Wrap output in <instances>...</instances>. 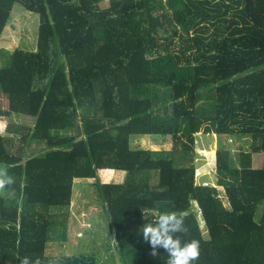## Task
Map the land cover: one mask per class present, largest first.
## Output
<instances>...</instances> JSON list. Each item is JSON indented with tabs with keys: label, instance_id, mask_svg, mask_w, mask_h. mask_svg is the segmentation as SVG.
Segmentation results:
<instances>
[{
	"label": "trees",
	"instance_id": "1",
	"mask_svg": "<svg viewBox=\"0 0 264 264\" xmlns=\"http://www.w3.org/2000/svg\"><path fill=\"white\" fill-rule=\"evenodd\" d=\"M14 4L39 24L36 49H15L0 66V117L32 120L0 135V165L15 178L0 196V264L53 256L79 179L93 180L122 264H166L139 231L142 210L151 220L187 213L182 239L200 242L193 264H264V0H0V38ZM135 135L170 137V147L133 149ZM198 135L220 140L217 187L195 179ZM242 137L247 150L232 151ZM99 170L124 178L101 183Z\"/></svg>",
	"mask_w": 264,
	"mask_h": 264
},
{
	"label": "rangeland",
	"instance_id": "2",
	"mask_svg": "<svg viewBox=\"0 0 264 264\" xmlns=\"http://www.w3.org/2000/svg\"><path fill=\"white\" fill-rule=\"evenodd\" d=\"M107 6L108 0H100V7L104 8ZM8 22L0 42V66L4 64L6 56L11 54L15 49L19 48L27 51H34L36 49L39 24L37 14L26 11L20 4H14ZM5 107L6 98L0 94V110L3 111ZM9 123L31 126L32 120L22 117L0 118V135L10 136L5 132V127ZM169 138L155 135H135L130 138V146L133 149L167 150L170 147ZM219 145L220 140L217 137L198 135L194 146L195 158L197 160L194 158V162L197 165L199 174L214 176L216 168L213 154ZM248 146L249 139L247 137L229 141V148L235 152L247 150ZM39 153H41V150L37 148L27 149V154L30 156ZM205 157L210 160L209 163L206 159H202ZM260 160L261 155L259 153L251 155V164L253 167H258ZM76 181L73 184V197L70 208L68 209L71 219L76 224L74 225L72 223L70 225L68 240L66 242L51 243L48 245L47 254L53 256L79 253L92 254L97 257L100 264H122L117 253L109 217L103 211V205L101 204L98 193L95 187L92 186L93 180L79 179ZM101 181L107 182L109 180ZM110 181L113 182L116 180L113 178ZM218 189L220 195L223 196V189L219 186ZM3 194H0V196ZM257 214H259V211H257ZM194 215L197 217L199 225L204 232L205 226L200 213L195 210Z\"/></svg>",
	"mask_w": 264,
	"mask_h": 264
},
{
	"label": "clouds",
	"instance_id": "3",
	"mask_svg": "<svg viewBox=\"0 0 264 264\" xmlns=\"http://www.w3.org/2000/svg\"><path fill=\"white\" fill-rule=\"evenodd\" d=\"M15 178L9 172L8 165H0V194L14 190ZM147 220L139 231L145 242L151 246V255L158 256V248H163L167 253L166 264H193L200 257V242L197 239L183 240L182 235H187L189 228L186 224L187 213L184 211H164L155 220ZM19 264H61L59 256L17 257Z\"/></svg>",
	"mask_w": 264,
	"mask_h": 264
},
{
	"label": "crops",
	"instance_id": "4",
	"mask_svg": "<svg viewBox=\"0 0 264 264\" xmlns=\"http://www.w3.org/2000/svg\"><path fill=\"white\" fill-rule=\"evenodd\" d=\"M10 15H11V13H10ZM9 23V22H8ZM8 25V24H7ZM7 27V26H6ZM5 27V28H6ZM5 28H4V30H3V32L5 31ZM3 32H2V35H3ZM2 35H1V38H0V42H1V39H2ZM0 94H2L1 93V91H0ZM3 95V94H2ZM5 108H3V110H4ZM0 118H2V117H0ZM6 128V127H5ZM212 136H214V138L216 137L215 135H212ZM256 154H258V153H256ZM252 155V154H251ZM261 155V154H260ZM213 158L215 159V153L213 154ZM259 166L258 167H253L252 166V164H251V166L253 167V168H259L260 166H261V160H260V162H259ZM100 171H105V170H99L98 172H97V176H98V178H99V180L101 181V180H109V181H107V182H103V181H101V183H109V182H111L110 180H112L113 178L116 180V181H113L114 183H120L122 180H123V178H124V172H123V174H122V172L121 171H114V170H106V171H109V172H113V174L112 175H108L107 176V178H105V179H103V177L101 176V173H100ZM120 176H121V178H120ZM195 179H197L199 182H215V180H216V174H214V176H210L209 174L207 175V174H200L199 176H197V178H195ZM88 180V179H87ZM75 182H77V181H75ZM74 187V186H73ZM222 188V187H221ZM223 189V188H222ZM73 190V189H72ZM73 197V196H72ZM86 208V207H85ZM76 224V222L73 220V219H71V224ZM70 231V230H69ZM71 233V232H70ZM68 235H69V233H68ZM67 240H68V236H67Z\"/></svg>",
	"mask_w": 264,
	"mask_h": 264
},
{
	"label": "built area",
	"instance_id": "5",
	"mask_svg": "<svg viewBox=\"0 0 264 264\" xmlns=\"http://www.w3.org/2000/svg\"><path fill=\"white\" fill-rule=\"evenodd\" d=\"M202 159L205 160L206 157H205V158H202ZM195 160H197V158H195ZM206 160H207L208 163H209L210 160H209L208 158H207ZM211 165H212V164H211ZM210 167H212V166H210ZM215 168H216V166H215ZM197 169H198V168H197ZM197 169H195V178H197V176L200 175V174L198 173ZM202 184H203V185H213V186H216V185H215V182H202ZM216 187H217V186H216Z\"/></svg>",
	"mask_w": 264,
	"mask_h": 264
}]
</instances>
